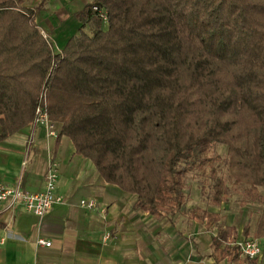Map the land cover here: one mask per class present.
Returning a JSON list of instances; mask_svg holds the SVG:
<instances>
[{"label":"trees","instance_id":"16d2710c","mask_svg":"<svg viewBox=\"0 0 264 264\" xmlns=\"http://www.w3.org/2000/svg\"><path fill=\"white\" fill-rule=\"evenodd\" d=\"M38 5L0 0V141L34 125L44 97L59 125L52 160L67 135L106 182L155 216L182 210L185 173L211 162L216 174L207 155L225 144L242 205L263 201L255 234L264 240V0H89L59 51L37 23ZM211 177L209 199L220 206L229 188ZM189 214L208 229L221 219ZM224 238L212 236L216 264H258Z\"/></svg>","mask_w":264,"mask_h":264},{"label":"crops","instance_id":"0c3cea01","mask_svg":"<svg viewBox=\"0 0 264 264\" xmlns=\"http://www.w3.org/2000/svg\"><path fill=\"white\" fill-rule=\"evenodd\" d=\"M77 11L75 21L69 22L79 28ZM55 141L45 128L31 124L0 141V183L42 191L49 164L54 162L59 172L58 192L64 196V202L43 217L22 204L0 205V264H170L168 234L167 247L158 239L162 235L158 218L164 212L155 216L137 208V197L106 182L90 159L75 153L67 135L61 137L53 161ZM82 198L98 200L99 210L81 208ZM109 232L111 237L105 241ZM219 233L225 235L223 246H231L225 243L224 231ZM39 237L51 241L52 246H37ZM210 248L209 257L214 261L210 256L212 240Z\"/></svg>","mask_w":264,"mask_h":264},{"label":"rangeland","instance_id":"374dc122","mask_svg":"<svg viewBox=\"0 0 264 264\" xmlns=\"http://www.w3.org/2000/svg\"><path fill=\"white\" fill-rule=\"evenodd\" d=\"M39 1L31 0L33 6H37ZM88 1L69 0L64 4L61 0H43V9L37 12L36 20L55 51L61 50L65 41L77 31V24L71 27L69 21H75V11L82 8ZM68 14L70 17H67ZM56 129L58 132L59 125L57 124ZM227 155V145L214 143L207 156L211 158L210 161L218 163L216 174L212 173L211 162L203 167L187 171L184 175L186 203L182 210L174 216L164 212L163 216L158 218V229L162 234L158 239H161L164 247H167L168 242L165 234H168V241L174 247V249L172 246L166 249L170 252V264H216L209 254L211 252V237L217 235L219 231H224L226 234L228 238L226 244L246 238L261 239L263 250L257 261L258 264H264V240L255 234L263 209V201L259 199L245 206L242 205L243 186L232 184L229 170L224 161ZM211 174L218 176L229 188V198L223 201L220 206L213 205L209 199L213 193L212 186L215 182ZM259 192L264 195V187L260 186ZM198 209L217 212L222 216L221 220L208 229L205 222L194 221L190 218L189 212ZM247 224L249 229L248 232H245ZM224 264H249V262L247 260L233 263L224 261Z\"/></svg>","mask_w":264,"mask_h":264},{"label":"built area","instance_id":"2783aa9c","mask_svg":"<svg viewBox=\"0 0 264 264\" xmlns=\"http://www.w3.org/2000/svg\"><path fill=\"white\" fill-rule=\"evenodd\" d=\"M94 10L102 18L104 24L108 23V14L98 6H94ZM45 100L38 104L35 112L34 126H40L46 129L48 136L57 137L56 124L50 119L46 109ZM59 172L57 165L54 162L49 164L46 173L45 188L42 191L31 192L23 189L20 185H9L0 183V205L6 204L12 206L22 204L24 208L35 214L38 217H43L48 214L55 205L64 202V196L58 192ZM79 206L85 210H99L100 203L95 198H82L79 201ZM105 211V209L103 210ZM111 233L104 236V240H108ZM39 247H50L52 242L44 237H39L36 240ZM231 246H236L239 249L240 256L250 259L258 258L263 250L262 240L259 238H246L230 242Z\"/></svg>","mask_w":264,"mask_h":264}]
</instances>
